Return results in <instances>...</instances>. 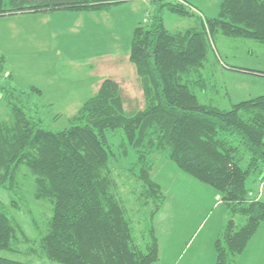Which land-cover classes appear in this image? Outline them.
<instances>
[{
	"label": "trees",
	"instance_id": "obj_1",
	"mask_svg": "<svg viewBox=\"0 0 264 264\" xmlns=\"http://www.w3.org/2000/svg\"><path fill=\"white\" fill-rule=\"evenodd\" d=\"M132 0H0V17L48 13L59 9L109 10ZM155 9L133 29L130 59L136 66L144 105L127 109L121 83L106 77L99 89L53 129L32 102L36 85L12 83L7 56L0 53V97L9 117H0V250L46 257L66 264H155L161 259L156 219L167 201L155 179L161 157L180 171L216 189L226 213L215 239L214 264H236L264 222V94L222 108L207 101L208 55L218 33L264 43V0H221L209 16L190 0H148ZM10 5V7H6ZM196 17L197 24L172 31L165 11ZM227 70L264 77V71L224 62ZM121 129L123 146L137 152L143 216L137 222L118 192L108 138ZM127 149L122 151V155ZM33 176L34 196L49 199L53 213L47 231L35 243L14 210H27L22 176ZM251 181V185H249ZM10 205V206H9ZM0 264H30L0 255Z\"/></svg>",
	"mask_w": 264,
	"mask_h": 264
},
{
	"label": "rangeland",
	"instance_id": "obj_2",
	"mask_svg": "<svg viewBox=\"0 0 264 264\" xmlns=\"http://www.w3.org/2000/svg\"><path fill=\"white\" fill-rule=\"evenodd\" d=\"M190 1L209 16L218 14L221 3V0ZM154 9L149 1L132 0L109 10L93 12L59 9L47 14L33 12L3 16L0 17V53L7 56V70L13 73L15 86L28 89L36 85L41 88L42 92L32 93L31 99L40 106L45 124L50 128L67 127L69 118L99 89L106 77L117 79L123 86L127 109L141 108L144 96L137 83L136 66L130 59L131 41L135 26L146 21ZM164 16L166 26L172 31L197 24L196 17L169 10ZM224 62L264 71V43L221 33L215 36L204 68L211 89L207 101L229 109L240 100L264 94V77L228 71ZM0 117H9L1 100ZM108 138L118 157L112 162L118 192L127 204L129 215L137 222L138 241L144 246L143 216L150 206L142 203L145 198L140 195V181L135 175L138 170L137 152L133 147L121 144V129L110 130ZM125 149L127 153L122 155ZM155 179L168 197L156 219L161 259L155 264H185V261L186 264H194L188 256L199 240L206 237L216 260L215 233L221 227L222 215L224 217L226 213L216 189L208 187L212 194L215 192L210 197L200 194L196 188L198 185L194 183L198 181L165 157L159 160ZM22 181L27 210L12 211L26 234L37 243L48 229L53 205L49 199L34 196L35 184L31 173L27 171ZM258 189L264 197V182ZM0 199L10 203L6 189H0ZM261 228L259 232L263 233H259L256 250L263 248L262 254L255 251L251 256L245 255L250 252L247 249L236 264H264V223ZM212 232L214 239L210 240ZM0 255L30 264H66L11 250H0ZM198 263L204 264L200 260Z\"/></svg>",
	"mask_w": 264,
	"mask_h": 264
},
{
	"label": "crops",
	"instance_id": "obj_3",
	"mask_svg": "<svg viewBox=\"0 0 264 264\" xmlns=\"http://www.w3.org/2000/svg\"><path fill=\"white\" fill-rule=\"evenodd\" d=\"M134 1V0H133ZM142 1H148V0H142ZM198 6V5H197ZM200 8V7H199ZM205 9V11H207V7H205L204 8ZM200 10L202 11V9L200 8ZM202 13H204L203 11H202ZM45 14H47V13H45ZM205 14V13H204ZM206 15V14H205ZM4 17H8V16H4ZM10 17V16H9ZM229 71V70H228ZM194 183H196V185H198V186H196V188L198 189V191H199V193L201 194H203L204 196H206V197H210V195L211 196H213L214 194H215V192H213V194H212V192H211V190H209V188H208V186L207 185H204V184H202V183H200V182H194ZM220 202V201H219ZM225 217V216H224ZM224 217H223V215H222V223H223V221H224ZM264 223V222H263ZM262 223V224H263ZM262 224H261V226H262ZM221 226H222V224H221ZM261 226H260V228H259V230L260 229H263V228H261ZM221 228V227H220ZM158 230V229H157ZM259 230H258V232L254 235V237L251 239V241L249 242V244H248V246H247V248H246V250L248 249V251H250V252H248V253H246L245 255H249V256H251L255 251H257L258 253H260V254H262V250H263V248H260V249H257L256 250V248H257V244H258V239H259V237H260V235L261 234H259V233H263V232H259ZM219 231H220V229L219 230H217L216 231V235L219 233ZM214 232V231H213ZM211 233V238H210V240L213 238V234L214 233ZM159 233V232H158ZM262 236H264V234L262 235ZM216 237V236H215ZM214 239V238H213ZM246 250H245V252H246ZM244 252V253H245ZM179 256H181V255H179ZM242 256V255H241ZM176 257H177V255H176ZM178 258H181V257H178ZM188 258H192L193 259V262H194V264H199L198 263V260H200L201 261V263H204V264H214L215 263V255H213V253H211L210 252V249H209V241L207 240V237L206 238H203L202 240H199V242L195 245V250L193 249V251H192V254H190L189 256H188ZM239 261V260H238ZM185 264H186V261H185Z\"/></svg>",
	"mask_w": 264,
	"mask_h": 264
}]
</instances>
